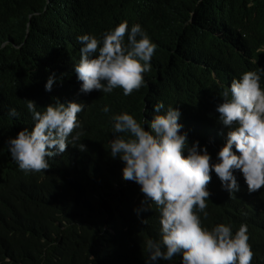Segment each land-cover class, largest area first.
Returning a JSON list of instances; mask_svg holds the SVG:
<instances>
[{
	"label": "trees",
	"instance_id": "1",
	"mask_svg": "<svg viewBox=\"0 0 264 264\" xmlns=\"http://www.w3.org/2000/svg\"><path fill=\"white\" fill-rule=\"evenodd\" d=\"M125 21L157 45L144 86L129 96L121 88L80 93L77 37L101 38ZM261 69L264 0H0V264H147L144 241L160 239L159 213L155 205L139 217L134 211L143 195L110 156L111 117L127 112L143 124L158 102L179 107L190 144L207 146L215 162L228 131L215 111L222 93L242 73ZM55 98L86 104L78 118L87 151L69 137L67 152L50 158L47 171L25 173L7 141L34 126L26 99L42 112ZM12 108L18 117L8 115ZM234 175L239 191L230 197L212 173L208 216L198 214L209 229L224 223L234 234L246 224L251 264H264V188L250 193L242 174Z\"/></svg>",
	"mask_w": 264,
	"mask_h": 264
},
{
	"label": "clouds",
	"instance_id": "2",
	"mask_svg": "<svg viewBox=\"0 0 264 264\" xmlns=\"http://www.w3.org/2000/svg\"><path fill=\"white\" fill-rule=\"evenodd\" d=\"M77 41L80 58L74 72L81 82L80 93L109 94L121 88L129 96L144 86V74L151 71L157 45L141 25L129 29L125 21L101 38L83 34ZM260 72L242 73L223 91V100L215 111L218 123L228 129L227 140L215 162L207 146L202 147L198 140L190 144L179 122V107L165 108L158 102L151 120L145 117L143 124L127 112L111 117L114 138L110 140V156L123 163L122 178L135 182L143 195L134 211L139 217L155 205L159 213L160 239L144 241L147 264L172 261L176 256L181 257L180 264H251L254 253L246 224L242 223L234 234L224 223L209 229L198 213H203L204 219L208 216L206 201L212 195L208 185L213 172L230 197L239 191L236 171L242 174L250 193L264 188V88ZM54 82L53 73L45 90L51 91ZM26 101L34 126L20 130L7 141L20 170L47 171L50 158L67 152L69 137L73 147L87 151V146L79 142L84 133L78 114L85 110V103H62L55 98V103L41 112L34 100ZM102 111L107 114L110 108L106 105ZM8 115L18 117L15 108ZM140 222L148 224L147 219Z\"/></svg>",
	"mask_w": 264,
	"mask_h": 264
}]
</instances>
